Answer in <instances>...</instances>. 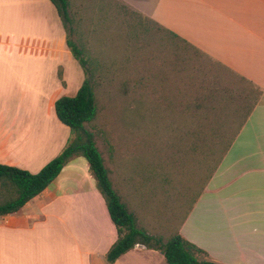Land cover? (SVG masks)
<instances>
[{"label": "crops", "instance_id": "crops-1", "mask_svg": "<svg viewBox=\"0 0 264 264\" xmlns=\"http://www.w3.org/2000/svg\"><path fill=\"white\" fill-rule=\"evenodd\" d=\"M202 50L261 95L181 235L219 264H264V0H118ZM84 74L52 0H0V163L39 172L72 133L55 111ZM119 237L84 156L41 194L0 217V264H169L137 244L114 263Z\"/></svg>", "mask_w": 264, "mask_h": 264}, {"label": "rangeland", "instance_id": "rangeland-1", "mask_svg": "<svg viewBox=\"0 0 264 264\" xmlns=\"http://www.w3.org/2000/svg\"><path fill=\"white\" fill-rule=\"evenodd\" d=\"M68 2L67 37L83 52L86 71L75 59L83 82L92 83L98 111L85 127L137 226L166 241L190 208L192 198L184 188L190 184L187 192L194 195L201 181L195 158L190 163L168 157L180 128L192 132L200 117L220 111L222 120L206 121L207 129H230L235 102L251 89L217 59L116 0ZM182 95L183 108L177 99ZM154 147L167 157H152Z\"/></svg>", "mask_w": 264, "mask_h": 264}, {"label": "trees", "instance_id": "trees-1", "mask_svg": "<svg viewBox=\"0 0 264 264\" xmlns=\"http://www.w3.org/2000/svg\"><path fill=\"white\" fill-rule=\"evenodd\" d=\"M52 1L58 8L63 23L68 30L67 24L70 19L68 0ZM118 2L126 9H130L122 2ZM67 43L74 57L86 71V60L83 58L82 50L69 37H67ZM238 76L248 84V89L251 90L240 95V103L235 102L238 105L231 110L232 127L226 130L219 126H211L207 129L208 121L214 123L222 120L219 115L220 111H214L213 113H207L205 118L200 117L198 127L194 131L191 132V129L185 126L180 128L179 139H175L172 143L174 150L171 153L172 155L168 157H181L182 160L187 159L190 163L195 158V161L197 160L195 164L197 178L200 177L201 181L198 182V189L194 192V195L190 191L187 192L191 188L190 184L187 185V188H184V193L188 197L191 195L192 198L190 208L183 217L178 231L168 240L165 241L139 228L136 224L135 215L121 201L113 187L104 157L92 135L85 127L86 123L96 118L98 112L95 93L89 79H85L76 95L62 96L55 102V111L59 120L69 126L72 133L67 145L55 158L37 173L0 163V217L22 209L27 202L41 194L56 180L66 164L78 156H84L89 162L90 173L97 181L98 189L107 202L111 218L119 233L117 241L106 255L108 262L114 263L123 254L141 243L148 248L160 250L169 264H219L212 260L206 251L186 240L180 233V227L205 191L209 180L218 169L261 95L260 89L254 83L241 75ZM184 97L186 96L177 97L179 99L178 103L181 104ZM231 100L233 101V98ZM198 104H202V102L200 101ZM174 107L177 108V105ZM181 113L184 115L185 111L182 110ZM154 148L157 149H154V151L149 149L152 157H167L165 153L162 154L161 147ZM158 149L160 156H157ZM195 154L198 157H190ZM189 166L193 167L192 164H189Z\"/></svg>", "mask_w": 264, "mask_h": 264}]
</instances>
